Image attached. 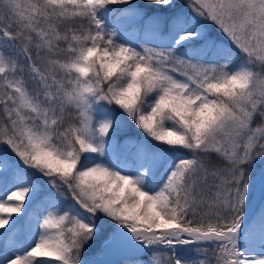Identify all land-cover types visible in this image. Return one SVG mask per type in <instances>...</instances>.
Returning <instances> with one entry per match:
<instances>
[{
    "label": "snow or ice",
    "instance_id": "obj_1",
    "mask_svg": "<svg viewBox=\"0 0 264 264\" xmlns=\"http://www.w3.org/2000/svg\"><path fill=\"white\" fill-rule=\"evenodd\" d=\"M260 161L264 0H0V264H264Z\"/></svg>",
    "mask_w": 264,
    "mask_h": 264
},
{
    "label": "trees",
    "instance_id": "obj_2",
    "mask_svg": "<svg viewBox=\"0 0 264 264\" xmlns=\"http://www.w3.org/2000/svg\"><path fill=\"white\" fill-rule=\"evenodd\" d=\"M137 3L142 4L143 0H136ZM118 11V10H117ZM117 16H112L111 22H116ZM120 34L122 35V38L130 40L135 46H139V44L143 43L145 38L151 39V37H146L143 35L142 32H140V35H137V31H139L138 25H132L131 27L125 26V23L123 21L120 22L119 25ZM263 161H260L258 164L255 165V168L253 170V177L256 176L259 172L260 167L262 166ZM189 259L196 256L195 252L188 253ZM145 261V264H150V256L148 254H144L140 257Z\"/></svg>",
    "mask_w": 264,
    "mask_h": 264
},
{
    "label": "rangeland",
    "instance_id": "obj_3",
    "mask_svg": "<svg viewBox=\"0 0 264 264\" xmlns=\"http://www.w3.org/2000/svg\"><path fill=\"white\" fill-rule=\"evenodd\" d=\"M113 23H115V22H113ZM121 36H122V35H121ZM148 42H150V39H146V38H145V40H144L143 43H148ZM257 164H258V163H257ZM263 165H264V164H263ZM258 175H259V174H258ZM258 175L254 176V177L252 178V183H253V196H252V198L254 197V194H255L254 192H255V187H256V182H257V179H258ZM2 194H3V193L0 192V195H2ZM252 198L249 200L248 209H247V220H249V221L254 217L255 212H256V209H257V207L259 206L261 200H264V187H263V189L261 190V192H260V194H259L257 200H256L253 204L251 203ZM150 264H151V263H150Z\"/></svg>",
    "mask_w": 264,
    "mask_h": 264
},
{
    "label": "bare ground",
    "instance_id": "obj_4",
    "mask_svg": "<svg viewBox=\"0 0 264 264\" xmlns=\"http://www.w3.org/2000/svg\"><path fill=\"white\" fill-rule=\"evenodd\" d=\"M264 187V165L262 166V168L260 169V173L258 175V179H257V182H256V187H255V194H254V200H253V203L257 200L261 190L263 189Z\"/></svg>",
    "mask_w": 264,
    "mask_h": 264
}]
</instances>
